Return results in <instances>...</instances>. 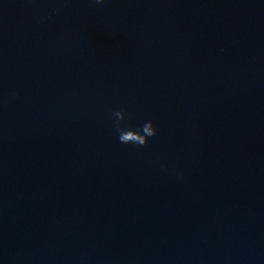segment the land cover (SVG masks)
<instances>
[{
  "label": "water",
  "instance_id": "obj_1",
  "mask_svg": "<svg viewBox=\"0 0 264 264\" xmlns=\"http://www.w3.org/2000/svg\"><path fill=\"white\" fill-rule=\"evenodd\" d=\"M0 264H264V0H0Z\"/></svg>",
  "mask_w": 264,
  "mask_h": 264
},
{
  "label": "clouds",
  "instance_id": "obj_2",
  "mask_svg": "<svg viewBox=\"0 0 264 264\" xmlns=\"http://www.w3.org/2000/svg\"><path fill=\"white\" fill-rule=\"evenodd\" d=\"M105 0H94L95 4H103ZM113 128L119 133V141L122 144H134L137 147H144L148 139L157 135V129L152 121L145 122L138 129L122 127V122L128 118L123 109H116L111 113Z\"/></svg>",
  "mask_w": 264,
  "mask_h": 264
}]
</instances>
